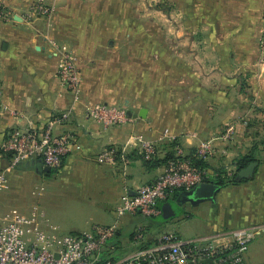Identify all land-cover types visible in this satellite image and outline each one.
Listing matches in <instances>:
<instances>
[{
	"label": "crops",
	"instance_id": "0c3cea01",
	"mask_svg": "<svg viewBox=\"0 0 264 264\" xmlns=\"http://www.w3.org/2000/svg\"><path fill=\"white\" fill-rule=\"evenodd\" d=\"M36 1L3 0L10 16L0 18L5 107L0 145L11 130L41 131L69 109L68 120L56 123L53 133L68 135L73 146L60 167L49 172L38 160L9 169L10 159L0 149V172H7L9 185L0 196L6 207L28 205L22 213H42V223L61 236L45 207L56 201L69 206L71 200V205L106 222L100 225H116L117 240L122 241L129 222L138 216H117L120 197L153 183L169 161L193 164L197 144L219 136L230 124L237 143L244 137L235 158L245 155L248 122L256 114L264 116V0H169L176 13L177 39L180 44L188 40L187 47L174 50L178 59L169 71L157 59L150 65L147 60L128 61V16L120 15L127 0H44L51 12L27 18ZM63 51L78 68L81 97L76 101L58 78ZM95 104L124 109L126 122L105 127L87 118L85 107ZM137 136L154 144L152 161L143 158L139 147L128 145ZM230 146L232 140L226 143V157L234 152ZM110 147H124V156L113 164L99 163L98 152ZM242 182L249 183L233 195L217 197L221 187L210 200L193 202L185 192L171 194L161 203L158 227L196 218L204 221L202 236L264 225V177L254 173ZM123 249V254L133 249L128 237ZM249 251L248 263L264 264V250L257 260Z\"/></svg>",
	"mask_w": 264,
	"mask_h": 264
},
{
	"label": "built area",
	"instance_id": "2783aa9c",
	"mask_svg": "<svg viewBox=\"0 0 264 264\" xmlns=\"http://www.w3.org/2000/svg\"><path fill=\"white\" fill-rule=\"evenodd\" d=\"M50 12L44 0H37L28 9L26 17L33 18ZM9 16V10L0 0V18ZM260 41L264 52V27ZM57 73L62 87L75 101L79 100V72L67 51L61 54ZM4 112L0 85V116ZM70 114L67 109L60 119L51 120L41 131L34 128L11 130L0 145L2 153L9 155V169L36 159L45 167L58 169L63 158L71 152L73 140L65 134H54L53 126L66 122ZM84 114L105 127L126 122L124 109L106 104L87 105ZM234 132L235 126L230 124L219 136L200 141L195 156L203 161L226 156V143ZM166 135L167 132H164ZM128 145L139 147L144 159H151L155 154L154 144L140 136ZM124 152V147L106 148L98 152L96 160L102 164H113L124 156ZM211 173L189 162L178 159L169 161L153 183L142 185L133 193L123 194L115 212L119 217L128 215L155 220L162 215L161 203L173 190L190 191L206 181L205 178ZM8 188L7 172L1 171L0 192ZM42 217L43 214L36 210L29 214L13 209L3 213L0 220V264H248L246 254L260 231V227L250 226L187 239L173 231L151 234L138 228L129 241L133 249L116 257L113 251L120 247L117 243L120 230L116 225L95 224L84 232L57 236L52 232L56 228L47 223L44 225ZM46 226L50 230L45 229Z\"/></svg>",
	"mask_w": 264,
	"mask_h": 264
},
{
	"label": "rangeland",
	"instance_id": "374dc122",
	"mask_svg": "<svg viewBox=\"0 0 264 264\" xmlns=\"http://www.w3.org/2000/svg\"><path fill=\"white\" fill-rule=\"evenodd\" d=\"M120 13V15L128 16V61L130 62L132 59H136L138 62L140 60H147L148 65H150L157 59L165 65L167 71L172 70L173 63L176 58L178 59V53H175L174 50L179 49L180 46L187 47L188 45L187 39L183 41V44H180L177 39V25L173 22V19L176 18V13H174L172 2L169 0H127L126 5L120 9ZM161 53H164V56ZM256 115H258L257 118L251 119L248 122L249 135L246 137L247 139L245 140L247 141L243 143V147L246 148L245 154H249L254 149L252 150L253 154L251 158L258 162L259 165L257 166L255 174L261 178L264 177V116L262 113ZM235 133L236 131L230 139V141L232 140V146L229 147L230 150L233 148L234 152L211 164V167L215 169L223 168L224 181L231 179L232 175L237 171L236 164L232 165L231 162L236 159L237 152L235 150L240 149L237 148L239 147L237 146L239 145L238 143L244 142V137L241 136L237 138L240 141L237 143L234 137ZM245 185L243 182L238 185L228 184L222 188L217 197H220L222 193L224 195L226 193H235L236 190L242 189ZM4 192H0V196ZM71 202V200L67 201L69 205L67 206L66 201H62L61 205H59L60 201H56L51 207H45L51 217V222L59 226V232L62 235L83 232L84 230H88L87 228L92 223L106 224V222L92 215H88L82 207H78L79 205H71ZM5 204L6 201L0 199V220L3 213L10 209L18 212L29 210L27 208L28 205L20 208L17 204V206L11 205L9 208ZM253 226L260 227V231L251 242L248 251L250 250L249 252L253 257L252 260H257V255H260L261 251L264 250V225ZM203 227L204 221L196 218L177 222L170 221L168 225L163 224L162 227H158L156 220L147 219L146 221L145 218L138 217L129 222L125 236L121 238L122 241L118 240L117 242L120 244V247L113 251V255L117 257L124 253L123 247L126 237L130 241L132 233L136 232L138 228H143L144 231H149L151 234L161 232L160 230L162 229V231H173L179 233L181 237L189 239L201 236Z\"/></svg>",
	"mask_w": 264,
	"mask_h": 264
},
{
	"label": "trees",
	"instance_id": "16d2710c",
	"mask_svg": "<svg viewBox=\"0 0 264 264\" xmlns=\"http://www.w3.org/2000/svg\"><path fill=\"white\" fill-rule=\"evenodd\" d=\"M252 150H254V149H252ZM251 151H250L249 154H245V155L239 157L238 159H236V163L235 164H236L237 171L232 175L231 179H229L227 181H224V179H223L224 170H223L222 167L219 168V169H215V168L211 167L210 165H208L207 161H203L201 159H198L196 156H195V159H194L195 161H194L193 165H195L196 167L202 168V169H208V170H210L212 172L210 175H208L205 178L206 181H213L215 183L220 184L222 187H224V186H226L228 184L237 185L238 183L243 181V179L240 178L238 176V174H237L238 170L244 168L248 163L254 161V159L251 158L252 154H253V151L252 152ZM7 156L9 157V155H7ZM153 159H154V156L151 159H145V160L146 161H152ZM36 160L40 161L39 159H36ZM40 164L43 165L41 161H40ZM178 192H180V191L179 190H173L171 194H173L174 196H177ZM162 216H163V211H162V215L159 218L155 219V220L156 221L161 220Z\"/></svg>",
	"mask_w": 264,
	"mask_h": 264
},
{
	"label": "water",
	"instance_id": "95a60500",
	"mask_svg": "<svg viewBox=\"0 0 264 264\" xmlns=\"http://www.w3.org/2000/svg\"><path fill=\"white\" fill-rule=\"evenodd\" d=\"M258 166L257 161H252L248 163L244 168L238 170L237 174L240 178L246 179L248 177H252L256 171ZM43 171L49 172V167H43ZM38 171H40L38 169ZM221 185L212 181H204L192 188L190 191L185 192V196L187 199L197 202L202 200H210L213 199L216 193L221 189Z\"/></svg>",
	"mask_w": 264,
	"mask_h": 264
},
{
	"label": "flooded vegetation",
	"instance_id": "af4514ba",
	"mask_svg": "<svg viewBox=\"0 0 264 264\" xmlns=\"http://www.w3.org/2000/svg\"><path fill=\"white\" fill-rule=\"evenodd\" d=\"M213 182V181H212ZM186 217V215H184Z\"/></svg>",
	"mask_w": 264,
	"mask_h": 264
}]
</instances>
